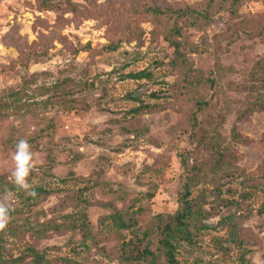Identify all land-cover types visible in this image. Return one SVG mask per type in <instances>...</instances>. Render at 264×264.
Listing matches in <instances>:
<instances>
[{"label": "rangeland", "instance_id": "obj_1", "mask_svg": "<svg viewBox=\"0 0 264 264\" xmlns=\"http://www.w3.org/2000/svg\"><path fill=\"white\" fill-rule=\"evenodd\" d=\"M139 1L99 0L96 5L103 9L126 5L129 12ZM175 1L193 5L203 0ZM71 2L82 12L93 6L91 0ZM63 18L65 22L58 23L56 13L38 11L36 0H0V176L5 175L11 183V155L16 141L25 138L34 163L28 181L35 190L50 192L33 198L12 184V203L20 211L16 222L28 235L20 241L6 229L0 231L4 248L0 257L6 264H12L29 245L48 262L68 259L72 264H120L116 255L110 254L117 243L110 221L102 226L100 220L133 200L134 210L146 209L142 225L153 213L173 211L182 173L177 153L196 147L183 134L188 130L190 104L172 100L174 92L168 86L177 80L166 64L170 49L162 38L152 39L150 23H140L141 45L123 42L116 51H107L105 46L119 42L112 26L106 25L107 19L79 20L71 13ZM120 26L123 29L124 23ZM186 34L192 43L186 53L197 78L218 74L217 67L222 75L223 69H230L207 100L216 109L214 114L226 117L219 133L225 144L237 151L238 160L237 175L230 184L251 195L248 204L252 212L246 226L263 240L264 215L259 209L264 201V112L240 123L237 116L255 98L236 87L250 85L254 66L264 58V3H245L236 20L226 12L218 13L209 27L191 28ZM143 70L152 74L150 80L126 77ZM64 81L69 85L67 97L44 92ZM129 96L151 108L131 115L129 111L139 103ZM234 126L245 137L242 144L231 140ZM152 185L155 197L148 200L146 193ZM82 189L86 191L77 207L51 214V208L61 206L68 191ZM81 214L87 216L93 232L108 242L100 241L96 247L86 240L84 247L77 230L46 239L35 234L38 224L51 218L61 222L64 215ZM217 221L212 219L208 225L215 226ZM73 222L79 224L80 220L73 218ZM224 236L219 228L204 231L196 247L179 246L177 260L180 264H242L243 258L244 264H264L263 246L218 251L212 239Z\"/></svg>", "mask_w": 264, "mask_h": 264}, {"label": "trees", "instance_id": "obj_2", "mask_svg": "<svg viewBox=\"0 0 264 264\" xmlns=\"http://www.w3.org/2000/svg\"><path fill=\"white\" fill-rule=\"evenodd\" d=\"M97 1L99 0H91L94 7L86 9V12L80 11L71 0H36V7L38 11L56 13L58 23L65 22L63 16L66 13L73 14L74 18L79 20L107 19L106 25L112 26L119 39L118 44L111 42L103 48L107 51H116L123 42L135 41L141 45L143 31L140 23H150L152 39L162 38L170 49L166 64L171 75H177V80L168 86L174 92L172 100L174 98L176 103L187 100V104H190L186 117L188 130L185 129L183 134L196 144L193 151L177 153L182 173L173 211L153 213L142 225L141 216L146 209L134 210L136 200H133L120 209L114 208L111 215L100 220L102 226L105 225V221H110L111 233L117 238V243L112 250L110 249V254L112 252L116 255L120 264H180L177 253L181 244L196 247L204 231L218 228L225 232V236L213 238L212 244L220 252L228 251L227 247L238 250L246 247H264V239L259 238L257 233L246 226L248 215L252 212V207L248 204L251 195L233 188L230 184L236 178L238 160L237 151L226 145L219 133L218 127L224 123L226 117L221 113L214 114L216 109L207 100L218 80L223 78L226 72H230V69H223L222 75L220 67H217L218 74L212 73L213 76L197 78L186 53L188 45L192 44L186 34L188 29L204 30L214 22L215 15L221 12L228 13L230 19L236 20L240 8L245 3H264V0H203L193 5L175 0H140L138 4L130 7L129 12L126 11V5H112L108 9H103L96 5ZM121 23H124L123 29ZM85 47L87 51H91L89 46L81 48ZM250 75L249 86L239 84L236 87V91L248 92L255 98L237 116L240 123L248 120L254 113L264 112V58L256 63ZM126 77L135 81L150 80L152 74L148 70H143L129 73ZM228 86L231 87L232 84L228 83ZM67 89L69 85L64 81L44 89V92H53V96L64 98L68 95L65 93ZM128 98L139 103L138 107L129 111L131 115H138L151 108L148 105L144 106L139 98L131 96ZM2 108L3 105H0V110ZM244 139L238 127L234 126L231 131L232 142L242 144ZM5 179V175L0 176V193H3L5 188L11 192L14 190L13 185ZM35 191L36 197L40 194L50 195V192L42 189ZM85 191L84 189L68 191L60 200L61 206L55 205L51 208V214L63 212L69 206L77 207V203L83 201L82 194ZM154 197L155 186L152 185L146 193V198L152 200ZM220 210H227L228 213L222 214ZM19 213L18 209H14L6 230L11 237L21 241L27 237L28 231L22 224L16 222L15 216ZM259 213L264 215V201ZM79 216L64 215L61 222L51 218L38 224L39 229L35 234L38 239H46L77 230L84 247L86 240H91L96 247L100 241L108 242V239L101 238L98 233L93 232L85 214ZM73 218H78L80 223L74 224ZM216 218L218 221L215 226H209V222ZM3 249L0 246V250ZM57 262L72 264L68 259L48 262L29 245L27 251L13 260L12 264H58ZM241 263L244 264L243 258ZM0 264H6L1 257Z\"/></svg>", "mask_w": 264, "mask_h": 264}, {"label": "clouds", "instance_id": "obj_3", "mask_svg": "<svg viewBox=\"0 0 264 264\" xmlns=\"http://www.w3.org/2000/svg\"><path fill=\"white\" fill-rule=\"evenodd\" d=\"M11 160L12 169L9 174L11 184L27 196L35 198L37 196L35 188L28 181L34 163L32 148L27 139L20 138L16 141ZM12 201V192L5 188L4 192L0 193V231L5 230L11 221V213L14 211Z\"/></svg>", "mask_w": 264, "mask_h": 264}]
</instances>
